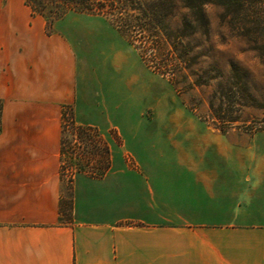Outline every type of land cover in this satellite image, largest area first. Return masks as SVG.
Here are the masks:
<instances>
[{
  "label": "crops",
  "instance_id": "obj_1",
  "mask_svg": "<svg viewBox=\"0 0 264 264\" xmlns=\"http://www.w3.org/2000/svg\"><path fill=\"white\" fill-rule=\"evenodd\" d=\"M0 103V264H264V161L247 139L173 113L127 134L88 121L71 40L24 0H0ZM65 106L119 136L103 176L75 175L70 222Z\"/></svg>",
  "mask_w": 264,
  "mask_h": 264
},
{
  "label": "rangeland",
  "instance_id": "obj_2",
  "mask_svg": "<svg viewBox=\"0 0 264 264\" xmlns=\"http://www.w3.org/2000/svg\"><path fill=\"white\" fill-rule=\"evenodd\" d=\"M171 1L175 8L169 30L173 42L187 11L182 0ZM205 13L208 33L196 25L188 28L183 49L189 54L183 66L175 64L166 42L153 39L149 33L123 36L106 16L71 12L50 26L49 32L60 31L76 50L79 94L85 90L91 103L80 109L84 118L103 128L117 126L127 134L141 115L146 117L145 123L155 114L189 115L206 127L226 128L225 133L246 138L254 159L264 161V107L248 106L249 100L236 90V83L244 81L248 92L263 102L264 59L229 19L223 18V7L212 2ZM70 112L79 125L75 112L74 116ZM236 119L239 121L233 122ZM69 124L67 119L70 130ZM113 129L100 132L101 147L110 143L117 150L114 140L119 136ZM65 137L76 149L75 161L83 164L91 160L78 138L67 130ZM131 144L127 142L129 148Z\"/></svg>",
  "mask_w": 264,
  "mask_h": 264
},
{
  "label": "trees",
  "instance_id": "obj_3",
  "mask_svg": "<svg viewBox=\"0 0 264 264\" xmlns=\"http://www.w3.org/2000/svg\"><path fill=\"white\" fill-rule=\"evenodd\" d=\"M34 15L42 16L48 28L62 20L67 14L74 12L79 14L102 15L110 18L114 28L123 36L146 34L167 44L172 50V56L180 66L187 64L189 53L184 51V40L188 36V28L196 25L198 30L208 33L209 21L205 8L212 2L223 7V18L229 19L239 35L247 39L251 48L257 55L264 59V0H182L183 9L187 11L184 16L183 28L175 41H170V22L175 16V8L171 0H24ZM163 45V44H162ZM160 48V47H159ZM181 51V52H180ZM242 77V75H241ZM237 94H241L249 100L248 106L264 107L263 102L248 92L244 81L236 83ZM241 100H244L243 97ZM69 106L63 108L62 128V180L63 190L61 199L62 220L67 222L73 218V184L77 173H87L92 176H103L111 166V151L106 143H101L100 132L96 127L77 125L74 118H70ZM2 105L0 103V133L2 130ZM67 119L69 128H66ZM239 120H233L238 122ZM66 130L78 138L82 148H86L91 160L87 163L75 161L76 149L66 141ZM225 133L226 128H219ZM101 148V149H100ZM93 157V159H92ZM69 174V176H67ZM69 178L66 181V178Z\"/></svg>",
  "mask_w": 264,
  "mask_h": 264
}]
</instances>
